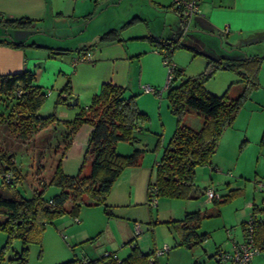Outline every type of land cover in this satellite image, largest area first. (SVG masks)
I'll use <instances>...</instances> for the list:
<instances>
[{
  "label": "trees",
  "instance_id": "trees-1",
  "mask_svg": "<svg viewBox=\"0 0 264 264\" xmlns=\"http://www.w3.org/2000/svg\"><path fill=\"white\" fill-rule=\"evenodd\" d=\"M148 1L151 3V0ZM170 6L173 12L181 17L180 9L174 5L173 0ZM133 23L132 19L123 28ZM30 24L31 21L27 18L16 20L0 18L2 29L9 26L21 29L29 27ZM118 35L119 30H110L103 33L98 41H117ZM141 40H147L160 51L165 50L166 53L163 55L165 54L169 61L173 51L181 47L172 46L173 44L161 45L151 37ZM0 44L14 48L24 45L6 39H0ZM93 46L82 47L78 53L85 57L87 49ZM47 49L53 55L72 53L69 49ZM262 61H264L262 56H249L243 59L209 58L205 69L194 77H184L182 70L173 68V76L166 84V99L169 112L176 118V126L163 149L161 159L155 165L154 179L147 186V200L153 192L157 197L166 199L189 200L200 196L195 187L196 167L211 165L222 134L232 126L248 92L258 85L257 74ZM219 70L230 71L239 76L240 88L237 96L230 97L227 93L216 96L205 90L204 84ZM70 90L71 86L67 82L57 102H66L70 98ZM154 93L157 91L154 90ZM61 94H64L62 98ZM126 94L127 88L104 83L86 109H82L72 121L62 123L65 128L61 133L63 145L54 147L55 154L60 150V158L69 148L73 135L81 125L87 124L92 127L86 149V155H89L91 160L90 172L87 176H81L80 173L76 176L66 175L62 171L61 161L58 160L49 180L43 186H54L60 192L48 199L44 198V190L34 191L32 197L28 199L22 197L17 190L21 175L16 168L13 154L0 151V184L9 191L8 194L0 192V216L3 218L0 221V230L6 232L8 236L4 248H7L11 239L21 241L20 256L16 254L15 259L13 258L20 264L26 262L24 255L27 243L39 242L44 226L66 212L76 213L83 204H86L102 206L106 214L111 215L106 199L113 184L125 169L138 167L142 155V150L139 149H135L130 155H121L116 151V145L121 141L134 144L139 141L140 131L142 129L147 131L148 117L140 111L137 95ZM46 97V92L36 85L34 73L31 71L0 75V101L6 109L0 111V124L10 126L23 140L27 139L29 134L48 128L56 123V119L53 115L43 117L39 114ZM191 113H195L201 119V126L197 129L184 122V118ZM261 142L264 144V136ZM7 175L10 176L9 180L6 178ZM226 200L219 197L211 201L219 205ZM68 203L71 205L69 208L66 207ZM218 214V209L198 211L187 213L181 220L164 223L174 228L179 237V246L193 248L207 238L206 234L197 233L201 221ZM249 222L252 225L254 242L261 247L264 245V207L252 205L250 218L242 225L243 235ZM91 241L90 239L82 243ZM156 250L144 253L133 245L122 259L116 257L114 253L106 252L97 258H73L62 264H158L156 258L159 256L155 255ZM2 260L1 252L0 261Z\"/></svg>",
  "mask_w": 264,
  "mask_h": 264
},
{
  "label": "rangeland",
  "instance_id": "rangeland-1",
  "mask_svg": "<svg viewBox=\"0 0 264 264\" xmlns=\"http://www.w3.org/2000/svg\"><path fill=\"white\" fill-rule=\"evenodd\" d=\"M158 1H160V6L156 4ZM171 3L172 0H151V4L148 0H92V8L83 12L78 21L72 16H66L58 21H47L42 26H38L49 34L52 30H56V34L63 37L58 39V42L62 43V48L74 50L98 42L99 37L108 32L110 28L113 29L122 24L125 26L132 21L133 15L142 14L141 10L147 14L145 6L155 9L160 7L159 9L162 10V5H171ZM160 16L162 21L169 19V17ZM169 23H171V18ZM169 23L166 22L167 25ZM6 29L14 36L24 31L26 35L31 34L32 31L30 39L40 36L35 34L39 28L34 30L27 26L21 28L23 31H16L21 29L9 26ZM0 39L3 38L0 36ZM162 66L163 80L159 82L158 88H152L157 93L146 92V86H142V92H140L141 88L137 85L136 76L130 81L131 89L129 88L126 94L128 96L139 92L137 93L138 103H140V98L144 99L145 106H142L144 110L148 109L146 115L149 130L141 132L139 141L134 144L121 141L116 145L118 146L116 151L119 154L125 153V150L120 149L121 147L127 148L129 152L121 155H130L135 149L142 150L139 168L145 171L147 176L150 174V181L154 179L155 163L162 157L163 145L169 139L174 129L173 124L176 123V118L167 107L168 68L163 63ZM257 83V87L248 92L232 126L222 134L212 158L211 169L209 166L196 167L195 173H198L195 178V187L200 194L197 199L175 201L178 199L157 197V205L149 207L147 195H144L145 208L139 209L138 207V210H134L125 206L108 207L112 217L106 214L102 206L83 204L76 213L66 212L51 223H47L39 242L27 243L24 255L25 264H62L73 258H82L85 255L93 258L106 252L123 258L129 253L128 243L135 238L128 231L127 224L133 225L134 221L136 224L133 227L137 226L142 233H147L150 241H154L153 237H155L159 245L157 250L164 245L169 248L167 255L158 258L161 264H183L185 257L192 254L204 256L206 258L204 264H218L215 257L209 256L211 249L213 251L215 248L214 245L221 243L224 249L225 243L229 245L233 240H241V221H247V218H250L252 205L258 208L264 207V190L261 188V182H264V144L261 142L264 136V61L257 74ZM45 91L47 97L39 110L41 116L49 110L48 102L52 96L49 88ZM5 110L3 102L0 101V111ZM160 111L161 116H169L172 120L169 132L168 122L170 121L168 119L165 128L160 126ZM199 119L195 113H191L184 118V122L194 127L198 125ZM61 138V132L52 125L29 134L28 138L23 140L13 132L10 126L0 124V151L13 154L16 168L21 175L17 190L22 197L28 199L32 197L34 191L44 190V198L48 199L60 192L56 193L57 188L54 186H43V184L49 180L60 159V150L58 154H55L54 147L63 145ZM143 157L146 158L144 163H142ZM210 174L212 179H210ZM207 185L213 186L218 196L227 200L219 205L214 204L207 198V189H205ZM0 192L9 193L7 187L1 184ZM175 202L201 205L203 208L200 212L219 210L217 216L207 217L201 221L197 233L206 232L208 234L201 244L193 248L178 247L179 237L174 228L163 223L165 215L169 213L167 211L169 207L173 206L175 210L178 209ZM2 220L0 216V221ZM133 231L134 234L138 233L135 228ZM7 237L6 232L0 230V253L2 252L3 255L0 264H20L14 259L16 254L18 256L21 252L22 243L19 239H11L7 248H4ZM90 239L91 242L80 243V240L85 242ZM252 264H264V249L252 258Z\"/></svg>",
  "mask_w": 264,
  "mask_h": 264
},
{
  "label": "crops",
  "instance_id": "crops-1",
  "mask_svg": "<svg viewBox=\"0 0 264 264\" xmlns=\"http://www.w3.org/2000/svg\"><path fill=\"white\" fill-rule=\"evenodd\" d=\"M159 2L156 4L160 6ZM149 4L151 3L149 2ZM92 6V0H0V18L2 20L27 18L31 21L29 27L34 30L39 28L35 34L40 35L38 38L30 39L32 31L29 35H26L24 31L14 36L7 31L8 29L0 28V36L3 39L24 44L16 48L0 44V75L22 71L33 72L36 85L44 91L49 88L52 95L48 102L49 110L44 113L43 117L53 115L56 123L52 126L61 133L65 131L62 123L72 121L82 109H86L91 103V98L99 93L101 85L104 83L125 87L128 91L130 81L137 76L139 88L142 86L158 88L164 75L162 55L166 52L165 50L160 51L153 47L150 42L141 40V38L151 37L161 45L181 46L173 51L170 61L176 69L182 70L184 77H194L200 74L205 69L209 58L264 57V0H198V12L192 15L187 25L181 17L173 12L170 5H162V10L159 9L160 7L155 9L145 6L146 12L148 11L147 14L141 10L142 14L133 15V24L125 28L122 24L108 30H119V40L94 42L92 44L94 46L87 49L85 57H81L82 53H78L80 48L72 50V53L69 54H51L47 48L65 49L62 48V43L58 42V39L63 37H59L56 30H52V35L46 33L47 31L40 26L47 21H58L66 16H72L78 21L81 14L90 10ZM160 15L171 18V23H169V19L162 21ZM127 41L129 42L126 43ZM67 82L71 86L70 98L66 102L58 103V96ZM239 83L240 78L235 73L219 70L204 84V88L216 96L227 93L230 97H235L240 88ZM139 90L142 92V88ZM60 96L62 98L64 94ZM143 103V98H140V103L137 99V105L139 109L141 108L140 111L146 114L148 109H143L145 106ZM149 116H151L150 113ZM159 118L160 126L163 128L168 122L167 119L170 121L168 122L169 132L171 118L165 115L164 117L161 116V111ZM198 121V125H194V127L190 123L186 124L197 129L201 126V119ZM175 126L176 123L173 124L174 129L169 139L175 130ZM146 128L148 131L147 125ZM91 131L92 127L84 124L73 135L69 148L59 159L64 174L69 176H76L78 173L81 176L89 174L91 160L89 155H86V149ZM143 131L145 130L142 129L140 133ZM169 139L163 145V149ZM117 148L118 146H116V150ZM120 149L125 150V153L120 154L129 153L127 148L121 147ZM145 161L146 158L143 157L142 163ZM139 166L125 169L116 180L106 199L108 207L125 206L134 210H138V207H140L139 209L145 208L144 195H147L148 183L152 181H150V174L147 176L146 172L140 170ZM209 167L211 169V165ZM210 179H212L211 174ZM205 189L214 190L213 186H208ZM59 191L57 189L56 193ZM175 203L178 209L175 210L173 206L169 207L167 209L169 213L167 216L165 215L163 223L170 220H181L187 213L198 212L203 208L201 205L190 204V202ZM70 206V203L66 204V207L69 208ZM110 216L112 217V215ZM245 221H241V240H233L229 245L225 243L224 249L220 245V240V244L214 245L213 251L211 249L209 256L215 257L217 252L230 254L234 246L243 241L242 225ZM135 224L134 221L133 225ZM133 225L127 224L128 231L135 237L132 244L129 245L128 243L129 249L136 245L144 253L156 250L159 245H157L155 237H153L154 241H150L149 235L145 232L142 233L141 229L139 233L134 234ZM167 228L170 229V227ZM203 233L208 236L206 232ZM82 242L80 240V243ZM178 242L179 239H177ZM178 247L184 248V246L179 245ZM168 252L169 248L165 254L156 258L158 264H161L158 258L167 255ZM180 255L182 254L180 253ZM84 257L90 258L87 255ZM204 260L206 258L201 254H192L185 257L183 264H201L200 262L204 264ZM216 262L218 264H231L228 260L224 262L217 260Z\"/></svg>",
  "mask_w": 264,
  "mask_h": 264
},
{
  "label": "built area",
  "instance_id": "built-area-1",
  "mask_svg": "<svg viewBox=\"0 0 264 264\" xmlns=\"http://www.w3.org/2000/svg\"><path fill=\"white\" fill-rule=\"evenodd\" d=\"M173 3L178 9H180L181 18L183 19L186 25L187 22H189V20L191 19L192 15L198 12V0H173ZM225 32H227V29H225ZM163 64L168 68L166 82V84H168L173 76L174 65L165 56L163 59ZM145 91L154 93V90L150 86H146ZM6 178L7 180H9L10 176L7 175ZM261 183V188L262 190H264V182ZM206 195L207 198L210 200L214 198L218 199L220 197L213 189H207ZM147 204L149 207H155L157 205V196L154 192L148 197ZM134 228L139 233L138 227L135 226ZM243 236V241L240 244L235 245L230 254L225 252H217L215 255L216 260L220 262L228 260L231 264H250L252 258L256 254H258L262 249H264V245L259 247L255 244L253 239V230L251 222L246 225V229L244 231ZM167 250L168 247L164 245L162 248L156 250L155 255L160 256L162 254H165Z\"/></svg>",
  "mask_w": 264,
  "mask_h": 264
}]
</instances>
